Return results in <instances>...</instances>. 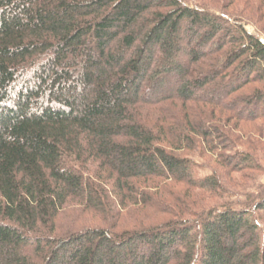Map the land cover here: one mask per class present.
<instances>
[{
  "label": "trees",
  "instance_id": "16d2710c",
  "mask_svg": "<svg viewBox=\"0 0 264 264\" xmlns=\"http://www.w3.org/2000/svg\"><path fill=\"white\" fill-rule=\"evenodd\" d=\"M263 162L264 0H0V264H264Z\"/></svg>",
  "mask_w": 264,
  "mask_h": 264
},
{
  "label": "rangeland",
  "instance_id": "374dc122",
  "mask_svg": "<svg viewBox=\"0 0 264 264\" xmlns=\"http://www.w3.org/2000/svg\"><path fill=\"white\" fill-rule=\"evenodd\" d=\"M247 28H248L250 31H252L251 26H248ZM196 161H197V162H201V161L199 160L198 157H196ZM263 164H264V162H263ZM263 186H264V175H259L258 178H257L254 182L251 183V190H252V192H253V191H257V190H259L260 188H262ZM237 198L245 199V194H244V192L236 193V194H234L233 197L228 198V200H230V201H235V199H237Z\"/></svg>",
  "mask_w": 264,
  "mask_h": 264
}]
</instances>
